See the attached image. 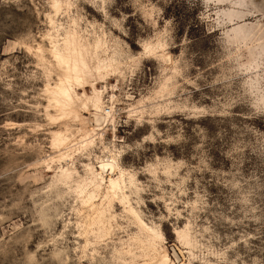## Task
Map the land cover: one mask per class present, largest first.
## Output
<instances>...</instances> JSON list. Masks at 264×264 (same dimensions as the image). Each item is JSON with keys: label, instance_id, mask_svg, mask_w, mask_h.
<instances>
[{"label": "rangeland", "instance_id": "rangeland-1", "mask_svg": "<svg viewBox=\"0 0 264 264\" xmlns=\"http://www.w3.org/2000/svg\"><path fill=\"white\" fill-rule=\"evenodd\" d=\"M75 32L76 91L113 105L92 144L102 117L54 107L61 69L37 56ZM89 166L124 172L105 237L80 211ZM151 236L175 264H264V0H0V264H138Z\"/></svg>", "mask_w": 264, "mask_h": 264}, {"label": "bare ground", "instance_id": "bare-ground-1", "mask_svg": "<svg viewBox=\"0 0 264 264\" xmlns=\"http://www.w3.org/2000/svg\"><path fill=\"white\" fill-rule=\"evenodd\" d=\"M57 3L58 1H55V4L58 8L59 6L57 5ZM75 33L67 34L63 40V43H60L55 35H47L50 40L51 46L50 48H46L44 50V48L39 45L37 48V56L42 57L41 54L43 52H48L52 55V57L56 61V64L60 66L61 72L59 75L58 83L55 85V88L53 90L52 100L54 107L60 109L64 115H75V120L78 119L81 122V130L87 125L86 116L79 117L76 114V108H80L84 111L91 110L93 111V113L102 117V122L97 123L95 127L88 128L87 132L85 133L84 141L86 143L92 144V134L95 132V130H102L103 132V129L107 125V123L105 122L108 120V117H110L109 114L112 112L113 105H103L101 100V91L97 90L98 88H93L90 94L84 92L79 94L80 92L78 93L76 91V86H79L82 83L80 81V73L82 69L79 67L78 53L79 55H81L84 49L85 52L84 55L82 54V56L85 60L84 56L89 49H87L88 46L85 47V45L82 44L79 36L77 35V33L75 35ZM102 45L103 42L101 40H97L95 49L102 48ZM81 50L82 52L80 53L79 51ZM92 54L95 55L96 52H93ZM112 59L115 60V58ZM99 64H101V68L106 67L104 60H100ZM83 65H87V62ZM88 67L85 72H87L88 70L89 72L93 70V68L91 69ZM83 73L82 76L84 75ZM123 175L124 172L120 171L118 176H110L108 179H105L100 172L95 173L89 166L87 177L79 180L78 182L77 188L79 190L82 203L80 211L83 212L88 209L89 206H91V213L84 215L86 219L85 222L90 221V229L96 231V233H98L101 237L107 236L112 229V221L114 220V215L110 210L112 202L116 199V201H119L120 203L126 205L128 201L126 199V195L121 193V180L123 178ZM130 213L134 217L133 223L136 224L139 229H141V226H143V222L140 221V219L136 218L137 212L132 210L130 211ZM135 241L137 247L141 250V254L137 256L138 258H140L138 264H150L152 260L156 264H175V262L171 260L170 262H168L169 258L167 252L164 249H159L156 247V240L154 236L148 237L146 239L136 238ZM126 253H130V251L127 250Z\"/></svg>", "mask_w": 264, "mask_h": 264}, {"label": "snow or ice", "instance_id": "snow-or-ice-1", "mask_svg": "<svg viewBox=\"0 0 264 264\" xmlns=\"http://www.w3.org/2000/svg\"><path fill=\"white\" fill-rule=\"evenodd\" d=\"M162 227H163V230H164L165 232L168 231V228H167V225H166V224H164Z\"/></svg>", "mask_w": 264, "mask_h": 264}]
</instances>
